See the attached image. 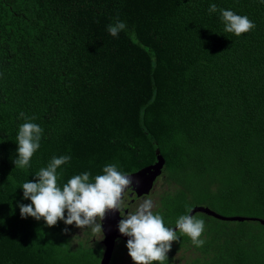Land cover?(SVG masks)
I'll list each match as a JSON object with an SVG mask.
<instances>
[{"label": "trees", "instance_id": "obj_1", "mask_svg": "<svg viewBox=\"0 0 264 264\" xmlns=\"http://www.w3.org/2000/svg\"><path fill=\"white\" fill-rule=\"evenodd\" d=\"M219 10L255 27L226 33ZM117 21L126 27L112 37ZM26 118L43 132L20 169ZM158 150L164 223L201 198L218 214L264 220L262 0H0V264H100L99 242L73 248L62 221L21 219L22 185L53 157H71L57 170L63 185L108 164L135 173ZM197 215L205 244L190 264H264L260 222ZM188 244L180 236L166 264Z\"/></svg>", "mask_w": 264, "mask_h": 264}, {"label": "clouds", "instance_id": "obj_2", "mask_svg": "<svg viewBox=\"0 0 264 264\" xmlns=\"http://www.w3.org/2000/svg\"><path fill=\"white\" fill-rule=\"evenodd\" d=\"M208 11L217 12L216 4H210ZM219 11L226 33L240 37L255 27L247 16L237 15L231 10ZM125 27L123 21H117L110 24L107 31L112 37H117ZM42 132L43 129L36 123L28 122V118L20 125L16 136V158L12 161L15 168L24 169L30 166L32 156L40 147ZM70 159V156L53 157L46 167H42L36 173L35 182L27 181L22 185V199L30 203L18 205L21 219L31 217L35 221L43 220L48 228L62 221L66 226L75 225L79 229H90L93 234L103 237L101 222L106 214L119 212L121 218L118 222V231L120 235L128 238L126 249L132 264H166L171 245L179 240L180 236H185L191 245L183 246L177 251L191 248L196 255L195 258L199 256L193 246L200 248L205 244V240L201 239L205 221L197 214H206L189 213L193 208L202 206L195 205L189 208L188 214L181 215L174 227L166 226L163 217L152 211L154 204L150 198L143 199L134 212L125 215L122 213L125 194L133 190V181L126 176L128 174L119 171L115 164H108L102 169V174L94 178L89 172H84L72 176L66 183L60 185L57 170ZM232 216L234 215L227 217ZM173 262L174 256L171 264Z\"/></svg>", "mask_w": 264, "mask_h": 264}, {"label": "water", "instance_id": "obj_3", "mask_svg": "<svg viewBox=\"0 0 264 264\" xmlns=\"http://www.w3.org/2000/svg\"><path fill=\"white\" fill-rule=\"evenodd\" d=\"M165 164L166 162L164 160V157L158 150L157 151V163L154 166L142 168L141 170L135 172L132 175H126L132 179L133 181L132 185H134V192H136L138 196L150 193L154 182L162 174ZM196 212L204 213L208 216H212L214 218H217L223 221H230V222L255 221V222H260L262 225H264V220L262 219L249 218V217H243V216H232V217L225 216L224 217L204 207H195L192 209V212L189 214L193 215ZM119 220H120L119 212H109L106 214L104 220L102 221V229L105 235L104 246L106 248V252L104 253V258L101 264L111 263L113 252H114L115 239L119 237L124 240L128 239L127 237L119 234V231H118Z\"/></svg>", "mask_w": 264, "mask_h": 264}, {"label": "rangeland", "instance_id": "obj_4", "mask_svg": "<svg viewBox=\"0 0 264 264\" xmlns=\"http://www.w3.org/2000/svg\"><path fill=\"white\" fill-rule=\"evenodd\" d=\"M164 190H168V184L165 182L164 178L161 177L156 190L153 192V195H152L153 199H151L154 204V207L152 209L154 210V213L157 212L156 211L157 209H160V205L164 207V202L162 201V199H160V194H162ZM201 199L202 200H196L195 203L198 206L207 207L210 209L208 204L203 202L205 201V199L204 198H201ZM193 200L194 199L191 200V204L193 203ZM88 230L90 229H79V228H76L74 225V228L72 229V235H71V237L73 238L72 243L77 244L78 242L77 238L83 236V233L88 232ZM84 239L86 240V242H91L93 241V235H88ZM79 244H81L83 248H85L82 240L79 241ZM202 248L203 246L200 248L195 247L198 253L202 250ZM101 250L102 252L104 251L103 249ZM126 256H128L127 249L123 248V245L117 246V248L114 250L113 259L120 258L121 260H123V258H125ZM195 256L196 255L194 254L193 249L191 248H187V250L181 249L180 251L176 253L173 264H190L191 261L194 260ZM122 264H132V261L130 258H128L127 260L124 259Z\"/></svg>", "mask_w": 264, "mask_h": 264}, {"label": "flooded vegetation", "instance_id": "obj_5", "mask_svg": "<svg viewBox=\"0 0 264 264\" xmlns=\"http://www.w3.org/2000/svg\"><path fill=\"white\" fill-rule=\"evenodd\" d=\"M141 170V169H140ZM132 174H134V172L133 173H130V174H128V175H132ZM159 180H160V178L158 177L157 179H156V181L154 182V184H153V187H152V189H151V191H150V193L149 194H143V195H141V196H138L137 194H136V192H134V185H132V188H133V190H129L126 194H125V202H124V206H123V209H122V213H125V215H127V213H131V212H134L135 211V209H136V207L138 206V204L143 200V199H145V198H150V199H153L152 198V195H153V192L156 190V188H157V186H158V183H159ZM168 190H169V188H168ZM165 191H167V190H164L163 191V193L162 194H160V199H162V197H163V194L165 193ZM162 205H160V207H161ZM153 212H154V210H152ZM157 212L156 213H158L159 214V209H157L156 210ZM119 217H120V213H119ZM121 218V217H120ZM102 223V222H101ZM165 225L166 226H169V227H174L175 226V223H165ZM74 228V226H70V229H71V232H70V238L73 240V238L71 237V235H72V229ZM88 235H93V241H97V242H99V244H100V246H102V249L104 250L103 252H102V257H101V259H100V264L102 263V260H103V258H104V253L106 252V248H105V246H104V239H105V235H104V232H103V229H102V235H103V237L101 236V235H99V234H93L92 232H91V230H88V232H85V233H83V236H81V237H78L77 238V240H78V242H77V244H73L72 243V246H73V248H79V246H82L81 244H79V241H83V245L84 246H87L88 245V243L89 242H86V240L84 239L86 236H88ZM177 235L179 236V232L177 233ZM126 242H127V240H124V239H122V238H117V239H115V242H114V250L117 248V246H119V245H123V248H125L126 249ZM173 244H174V242L172 243V245H171V248H173ZM178 251H176V253H177ZM176 253H175V255H176ZM113 254H114V252H113ZM175 255H174V258H175ZM129 258V256H126L125 258H123V260L125 259V260H127ZM123 260H121L120 258H116V259H113V256H112V260H111V263L110 264H122L123 263Z\"/></svg>", "mask_w": 264, "mask_h": 264}]
</instances>
